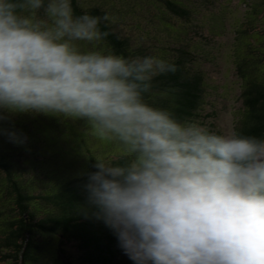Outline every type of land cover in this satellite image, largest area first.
I'll list each match as a JSON object with an SVG mask.
<instances>
[{"label":"clouds","instance_id":"clouds-1","mask_svg":"<svg viewBox=\"0 0 264 264\" xmlns=\"http://www.w3.org/2000/svg\"><path fill=\"white\" fill-rule=\"evenodd\" d=\"M110 19L77 15L72 0H0V110L84 121L118 147L83 187L136 264H264V138L148 103L177 65L106 48Z\"/></svg>","mask_w":264,"mask_h":264},{"label":"rangeland","instance_id":"rangeland-1","mask_svg":"<svg viewBox=\"0 0 264 264\" xmlns=\"http://www.w3.org/2000/svg\"><path fill=\"white\" fill-rule=\"evenodd\" d=\"M176 1L188 11L187 20L174 15L166 0H80V4L108 14L119 36L128 39L135 57L170 61L180 50L189 52L187 64H194L193 69L204 76L200 118L189 122L209 131L213 123L223 135L238 131L248 112L243 97L248 75L264 81V0ZM0 115L5 117L0 120V129L26 137L22 144L13 143L0 131V150L15 157L18 183L30 195L42 196L45 190L73 179L75 174H87L97 157L115 160L120 155L116 145L99 140L84 121L3 110ZM86 141L89 143L83 149ZM82 158L85 165L78 172L76 167L82 165ZM6 187L0 181V238L6 235L7 222L20 218L16 200ZM42 255L43 264H62L66 259L83 264L77 246L61 243L58 238L45 240ZM121 256L130 259L123 249Z\"/></svg>","mask_w":264,"mask_h":264},{"label":"trees","instance_id":"trees-1","mask_svg":"<svg viewBox=\"0 0 264 264\" xmlns=\"http://www.w3.org/2000/svg\"><path fill=\"white\" fill-rule=\"evenodd\" d=\"M72 6L77 15L84 12L94 16L106 14L98 7L83 8L80 0H72ZM166 6L174 15L188 19V11L180 2L166 0ZM101 28L111 33L106 38V48L127 57L136 56L135 52H131L128 39L119 36L112 21L102 23ZM190 56L184 49L178 51V55L168 61L177 65L178 70L155 77L152 92L146 94L148 103L169 111L182 123L200 118L199 111L203 104L204 76L193 69L194 64H187ZM242 74L245 75L243 70ZM248 77L243 93L248 112L238 132L264 138V81ZM210 128L211 132L223 135L215 124L211 123ZM89 141L82 144L83 149ZM14 158L10 152L0 150V181L6 183L8 194L14 196L20 216L13 222H7L6 235L0 238V248H4L0 261L43 264L45 240L58 238L61 243L77 246L83 264H136L121 256L122 248L115 231L102 218H98L99 210L89 202L87 191L83 187L87 182V174H75L73 179L45 190L42 196L30 195L29 190L18 183ZM79 164L82 165L76 167L78 172L85 165L83 158ZM92 171H95L94 167L87 173ZM62 264L73 263L66 259Z\"/></svg>","mask_w":264,"mask_h":264}]
</instances>
